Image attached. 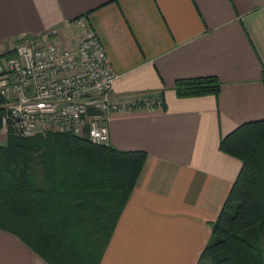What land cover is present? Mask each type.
I'll use <instances>...</instances> for the list:
<instances>
[{
	"label": "crops",
	"instance_id": "0c3cea01",
	"mask_svg": "<svg viewBox=\"0 0 264 264\" xmlns=\"http://www.w3.org/2000/svg\"><path fill=\"white\" fill-rule=\"evenodd\" d=\"M78 18L118 74L111 99L164 106L110 117L108 143L147 159L100 264H197L241 167L219 140L264 119V0H0V55L50 30L73 45L66 23ZM200 76L219 93L177 96L176 79ZM0 264L46 263L0 230Z\"/></svg>",
	"mask_w": 264,
	"mask_h": 264
},
{
	"label": "trees",
	"instance_id": "16d2710c",
	"mask_svg": "<svg viewBox=\"0 0 264 264\" xmlns=\"http://www.w3.org/2000/svg\"><path fill=\"white\" fill-rule=\"evenodd\" d=\"M220 86L216 76L174 82L179 97L217 95ZM3 112L0 97V129ZM3 138L0 230L46 264H100L147 153L56 130ZM219 149L241 167L197 264H264V119L241 123L220 138Z\"/></svg>",
	"mask_w": 264,
	"mask_h": 264
},
{
	"label": "built area",
	"instance_id": "2783aa9c",
	"mask_svg": "<svg viewBox=\"0 0 264 264\" xmlns=\"http://www.w3.org/2000/svg\"><path fill=\"white\" fill-rule=\"evenodd\" d=\"M66 25L74 32L73 45L50 30L19 37L11 55H0L1 134L56 130L108 144L113 113L163 108L159 97L112 100L118 74L95 31L85 18Z\"/></svg>",
	"mask_w": 264,
	"mask_h": 264
},
{
	"label": "rangeland",
	"instance_id": "374dc122",
	"mask_svg": "<svg viewBox=\"0 0 264 264\" xmlns=\"http://www.w3.org/2000/svg\"><path fill=\"white\" fill-rule=\"evenodd\" d=\"M70 32H71V30L69 29V33H70ZM67 39H68V38H67ZM70 39L73 40L72 43H74V38H73V36H71ZM60 42H61V43H64V44L66 43V42H62L61 40H60ZM65 45H66V44H65ZM10 46H11V45H10ZM3 136H4V134H1V133H0V141H1V140H4ZM262 246H263V249H264V241H263V245H262Z\"/></svg>",
	"mask_w": 264,
	"mask_h": 264
}]
</instances>
